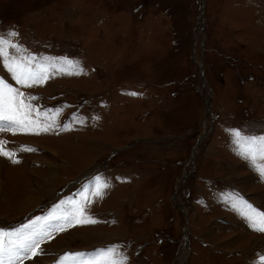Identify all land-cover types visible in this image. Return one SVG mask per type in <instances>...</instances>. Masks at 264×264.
Wrapping results in <instances>:
<instances>
[{
    "label": "rangeland",
    "instance_id": "rangeland-1",
    "mask_svg": "<svg viewBox=\"0 0 264 264\" xmlns=\"http://www.w3.org/2000/svg\"><path fill=\"white\" fill-rule=\"evenodd\" d=\"M0 37L56 61L30 88L0 66L50 126L0 131L19 161L0 155V229L72 199L96 221L49 229L23 264L110 245L126 264H264L242 215L264 213V181L229 134L264 135V0H0Z\"/></svg>",
    "mask_w": 264,
    "mask_h": 264
},
{
    "label": "snow or ice",
    "instance_id": "snow-or-ice-1",
    "mask_svg": "<svg viewBox=\"0 0 264 264\" xmlns=\"http://www.w3.org/2000/svg\"><path fill=\"white\" fill-rule=\"evenodd\" d=\"M8 35L16 36L17 33L9 32ZM8 47L19 50L18 45L10 44L6 39L0 37V66L8 72L16 84L30 88L50 78L48 70L49 68L55 69L56 61H49L44 57L37 60L32 55L9 56ZM24 51L26 52V50ZM60 59H63L64 63L69 66H75V63L68 61L67 58H57V61ZM36 99L38 97L26 96L3 77H0V131L9 129L13 133L20 131L37 135L49 131V125L40 126L38 122L40 112L34 109L31 104V101ZM33 111H37V120L32 119ZM43 111L47 113L49 110ZM229 134L238 145L237 154L264 181V135H244L241 130L237 129L230 130ZM3 144L4 142L0 141V155L11 159L13 163H19L18 160L13 159L15 153L6 151ZM26 150L35 151L30 148ZM96 182L98 188L94 195L99 197L102 194L99 178H96ZM107 186L105 182L102 187L106 188ZM79 194L83 195V192ZM66 203L71 207H64L60 216L49 214L45 217L30 219L27 223L11 230L0 229V264H23L25 260H31L40 255L42 249L39 246L46 238H50L49 229L62 232L68 227L74 226V221L79 224L96 223L94 219L84 215L81 202L75 199L62 201L60 205H57V208L63 207ZM243 203L246 204V202ZM247 207L250 214L242 213V215L249 227L264 233V213L252 209L250 205ZM126 260L127 257L122 254L117 256L116 245H110L108 248L97 249L92 253H64L57 258L56 264H126ZM261 260L264 261V257H261Z\"/></svg>",
    "mask_w": 264,
    "mask_h": 264
},
{
    "label": "bare ground",
    "instance_id": "bare-ground-1",
    "mask_svg": "<svg viewBox=\"0 0 264 264\" xmlns=\"http://www.w3.org/2000/svg\"><path fill=\"white\" fill-rule=\"evenodd\" d=\"M100 235H101L102 237H105V235H103L102 233H101V234H98V235H97V234L94 235L95 237H94V236H91V237H94V238H102ZM87 238H89V237H87ZM179 258H180V257H179ZM181 259H182V258H181ZM181 259H180V260H181ZM177 260H178V259H177ZM181 262H182V260H181ZM178 264H180V262H179Z\"/></svg>",
    "mask_w": 264,
    "mask_h": 264
}]
</instances>
